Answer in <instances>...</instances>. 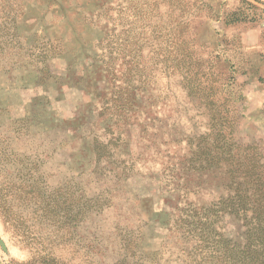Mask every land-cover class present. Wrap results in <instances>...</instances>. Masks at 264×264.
<instances>
[{"label": "rangeland", "instance_id": "obj_1", "mask_svg": "<svg viewBox=\"0 0 264 264\" xmlns=\"http://www.w3.org/2000/svg\"><path fill=\"white\" fill-rule=\"evenodd\" d=\"M252 164L264 0H0V264L239 261Z\"/></svg>", "mask_w": 264, "mask_h": 264}, {"label": "trees", "instance_id": "obj_2", "mask_svg": "<svg viewBox=\"0 0 264 264\" xmlns=\"http://www.w3.org/2000/svg\"><path fill=\"white\" fill-rule=\"evenodd\" d=\"M131 107L133 108L134 105H131ZM135 108L137 111L142 110V108L138 106ZM128 112H130L129 109ZM135 115L136 113L133 112V115L128 116L127 118L135 120ZM249 162L251 163L252 161L250 160ZM230 165H232V163H230ZM225 167L226 163L216 161L213 162L212 166L209 168L215 169L213 174H217V177H220L219 174L223 173L229 176V180H231L232 183L236 180L238 181V177H232L235 170L230 168L228 173H225ZM259 169L260 167H258V165L254 166L252 164L251 174L241 177L242 181H244L245 184H250V181H252L256 184V187L260 189L261 187L264 188V173L258 171ZM227 178L221 177L225 182L227 181ZM241 179L239 178V180ZM216 184V186H218V182H216ZM227 190L229 191V187ZM228 194L229 195H226V198H222L221 196L218 197L216 211H214L211 216H234L244 228V239L247 244L238 251V254L240 255L239 261L237 260L235 262L233 259L227 260L226 258L228 262H225V264H238L241 262L242 264H264V193L262 191H252L251 193H248V191H239V189H236L232 195L229 192ZM207 216L208 215H205L203 218H206ZM213 222H216V219H214ZM220 250L217 249V251ZM225 251L227 250H224V252Z\"/></svg>", "mask_w": 264, "mask_h": 264}]
</instances>
